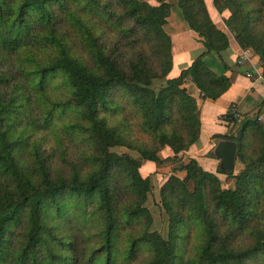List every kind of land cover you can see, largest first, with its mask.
I'll use <instances>...</instances> for the list:
<instances>
[{"label": "trees", "instance_id": "trees-1", "mask_svg": "<svg viewBox=\"0 0 264 264\" xmlns=\"http://www.w3.org/2000/svg\"><path fill=\"white\" fill-rule=\"evenodd\" d=\"M155 2L0 0V264H264L256 117H223L232 132L216 139L240 166L218 171L230 186L189 158L159 189L166 236L154 228L141 168L165 148L182 159L199 138L185 79L211 101L230 86L228 38L206 0ZM212 5L264 81V0ZM187 31L205 50L169 78L171 38Z\"/></svg>", "mask_w": 264, "mask_h": 264}, {"label": "crops", "instance_id": "crops-1", "mask_svg": "<svg viewBox=\"0 0 264 264\" xmlns=\"http://www.w3.org/2000/svg\"><path fill=\"white\" fill-rule=\"evenodd\" d=\"M156 6L155 0H140ZM169 0H165L168 2ZM212 0H206V7L213 24L223 32L229 42L228 48L221 53L223 61L230 67L225 76L230 81L228 90L215 101L201 99L199 91L195 88L189 78L183 84L190 95L195 99L199 111L200 133L199 138L182 159L171 161L173 153L169 148H165L159 153V163H144L141 172H147L150 185L154 181L164 183L167 177L173 175L182 179L184 172L178 170L181 164L187 163L189 158L194 159L197 164L206 172L215 174L220 180L225 178L220 161L215 156V149L222 140L216 137L229 135L232 132V124L223 119L229 113L231 105H235L237 112L242 116V121L249 118L264 117V81L262 79V69L259 58L248 50L247 60L243 66H238L239 56L242 50L224 24L228 18L227 11L219 14L213 7H209ZM202 39L193 31L177 34L171 38L172 69L168 74L169 78H176L181 71L191 65V63L204 52ZM246 71L252 74L246 77ZM241 122V121H240ZM237 122V123H240ZM235 129V128H234ZM233 129V131H234ZM240 166L235 162L234 169ZM223 171V169H222Z\"/></svg>", "mask_w": 264, "mask_h": 264}, {"label": "rangeland", "instance_id": "rangeland-1", "mask_svg": "<svg viewBox=\"0 0 264 264\" xmlns=\"http://www.w3.org/2000/svg\"><path fill=\"white\" fill-rule=\"evenodd\" d=\"M209 7H213V5L210 3ZM214 8V7H213ZM66 115H63L64 117ZM66 118V117H65ZM112 152L118 153V154H130L133 157H139L137 153L127 150L124 147H115L111 150ZM143 176L147 175V172L143 171L141 172ZM222 186L224 188H227L230 186L229 181H227L226 177L221 178ZM151 191L150 195L148 197V201L146 206L152 213L153 219H154V228L162 233V235L165 237L167 233V218L163 211L160 210V200H159V184L160 181H154L151 183ZM161 186V185H160Z\"/></svg>", "mask_w": 264, "mask_h": 264}, {"label": "water", "instance_id": "water-1", "mask_svg": "<svg viewBox=\"0 0 264 264\" xmlns=\"http://www.w3.org/2000/svg\"><path fill=\"white\" fill-rule=\"evenodd\" d=\"M236 146L228 141H220L215 149V156L220 161L223 171H233Z\"/></svg>", "mask_w": 264, "mask_h": 264}, {"label": "built area", "instance_id": "built-area-1", "mask_svg": "<svg viewBox=\"0 0 264 264\" xmlns=\"http://www.w3.org/2000/svg\"><path fill=\"white\" fill-rule=\"evenodd\" d=\"M247 55H248V50H244L241 55L239 56V59L237 61V65L238 66H243L245 61L247 60ZM246 77H251L252 74L248 71H246L245 73ZM229 113L232 115V118L237 121L240 122L242 121V116L237 112L235 105H231L229 108ZM256 121L258 123L264 124V117L258 116L256 117Z\"/></svg>", "mask_w": 264, "mask_h": 264}]
</instances>
